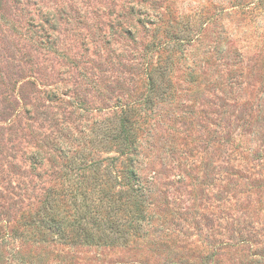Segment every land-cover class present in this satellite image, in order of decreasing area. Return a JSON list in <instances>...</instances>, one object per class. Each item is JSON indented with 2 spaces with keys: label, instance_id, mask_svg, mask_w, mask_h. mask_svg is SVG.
<instances>
[{
  "label": "rangeland",
  "instance_id": "374dc122",
  "mask_svg": "<svg viewBox=\"0 0 264 264\" xmlns=\"http://www.w3.org/2000/svg\"><path fill=\"white\" fill-rule=\"evenodd\" d=\"M0 264H264V0H0Z\"/></svg>",
  "mask_w": 264,
  "mask_h": 264
}]
</instances>
